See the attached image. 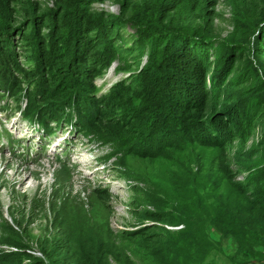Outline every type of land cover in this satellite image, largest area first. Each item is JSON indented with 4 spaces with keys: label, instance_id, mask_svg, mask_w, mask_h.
Here are the masks:
<instances>
[{
    "label": "trees",
    "instance_id": "16d2710c",
    "mask_svg": "<svg viewBox=\"0 0 264 264\" xmlns=\"http://www.w3.org/2000/svg\"><path fill=\"white\" fill-rule=\"evenodd\" d=\"M52 1L50 9L19 3L21 11L10 12L0 23V99L23 98L21 118L37 124L44 137L67 125L86 137L95 123L109 119L107 109L135 90L138 95L130 102L140 101L137 112L187 136L185 145L225 152L236 144L228 168L234 164V175L246 176L231 185L234 205L205 195L198 200L196 217L204 216L222 237L233 238L237 253L247 256L246 243L252 242V248L261 244L257 236L264 221V0H146L154 15L149 18L136 13L139 0H120L119 17L96 11L92 3L97 0ZM224 4L233 9L228 17L218 8ZM220 23L230 25L225 37ZM127 26L157 34L160 41L142 46L125 31ZM164 31L168 35H160ZM183 40L186 50L174 46ZM142 47L147 50L143 64ZM17 49L26 54V64L18 62ZM161 53L168 55L169 66L158 70L155 56ZM114 62V73L127 75L99 94L97 80ZM129 115L113 121L119 124ZM183 222L179 237L157 254L163 264L203 263L191 257L196 241L189 222ZM152 227L136 234L145 236ZM199 227L208 245L206 226ZM12 255L20 263L27 254L0 255V264H11Z\"/></svg>",
    "mask_w": 264,
    "mask_h": 264
},
{
    "label": "rangeland",
    "instance_id": "374dc122",
    "mask_svg": "<svg viewBox=\"0 0 264 264\" xmlns=\"http://www.w3.org/2000/svg\"><path fill=\"white\" fill-rule=\"evenodd\" d=\"M119 1L97 0L92 6L119 17ZM6 2L0 0V23L10 12L21 11L19 3L53 7L52 0ZM148 4L139 0L136 13L154 16L148 10L152 4ZM225 4L218 8L228 17L233 9ZM230 29L228 23L219 24L221 37ZM125 31L135 35L142 46L160 41L157 34L134 27L127 26ZM166 32L160 35H168ZM183 42L175 41L174 46L186 50ZM16 51L18 62L26 64V54ZM144 51L142 64L146 48ZM155 58L158 70L169 66L167 54ZM115 66L112 63L97 80L99 94L127 75L115 74ZM124 95L119 106L107 109L109 119L95 123L94 132L86 137L69 125L44 137L36 125L19 116L23 98L0 99V171L5 168L7 178L3 183L0 177V255L27 254L20 263L12 255L11 264H163L157 254L167 248L168 240L179 237L176 233L186 220L196 241L190 252L195 263L204 259L202 264H264V221L257 236L261 244L252 248V242L246 243L245 256L237 253L233 238L222 237L204 216L196 217L201 206L198 200L205 195L234 205L231 185L246 176L245 172L234 175V164L228 168L236 144L225 152L197 143L187 146V136L169 132L164 123L159 124L160 119L151 120L137 112L140 101L130 102L138 95L135 90ZM127 113L124 122L114 123ZM98 188L105 191L99 193ZM158 215H165V220ZM203 224L208 245L202 242L199 226ZM150 225L154 227L145 236L136 234Z\"/></svg>",
    "mask_w": 264,
    "mask_h": 264
},
{
    "label": "bare ground",
    "instance_id": "6f19581e",
    "mask_svg": "<svg viewBox=\"0 0 264 264\" xmlns=\"http://www.w3.org/2000/svg\"><path fill=\"white\" fill-rule=\"evenodd\" d=\"M1 159H2V158H0V162H1ZM3 166H4V165H3ZM7 171H8V170H7ZM5 173H6L5 168H4L3 170L0 171V177L2 178V182H3V183H4L5 180L7 179V178L5 177V175H6ZM14 174H15V172H14ZM14 174H13V175H10V176H9V179L13 178V177H14ZM25 180H26V179H24V181H25ZM24 181H23V182H24Z\"/></svg>",
    "mask_w": 264,
    "mask_h": 264
}]
</instances>
